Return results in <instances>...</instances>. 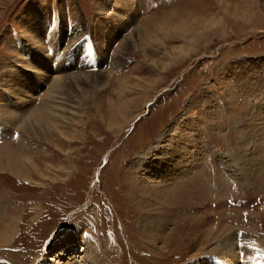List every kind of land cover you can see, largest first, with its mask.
<instances>
[{"label":"rangeland","instance_id":"rangeland-1","mask_svg":"<svg viewBox=\"0 0 264 264\" xmlns=\"http://www.w3.org/2000/svg\"><path fill=\"white\" fill-rule=\"evenodd\" d=\"M10 72L43 82L31 112L57 120L0 137V264H91L77 231L109 264H264V0H0ZM163 145L198 165L161 192Z\"/></svg>","mask_w":264,"mask_h":264},{"label":"bare ground","instance_id":"bare-ground-1","mask_svg":"<svg viewBox=\"0 0 264 264\" xmlns=\"http://www.w3.org/2000/svg\"><path fill=\"white\" fill-rule=\"evenodd\" d=\"M126 14V13H125ZM131 15V14H130ZM124 19V18H123ZM37 21V20H36ZM38 22V21H37ZM31 32L29 34V37L31 40L33 41H37L40 39V36L42 35L43 31L45 29H43L39 24H33L31 26ZM140 28L137 29V31L139 30ZM28 32V31H26ZM28 32V33H29ZM45 33V32H44ZM45 37V36H44ZM27 38V37H26ZM131 38V36H130ZM130 38H128L127 40L125 39L122 43H121V48L123 49H126L127 48V45H128V40H130ZM43 39V38H42ZM45 40V39H44ZM40 41V40H39ZM37 44V42H36ZM40 44V43H39ZM38 44V45H39ZM53 44L52 40H51V45ZM39 48V47H38ZM109 48V47H108ZM139 48V47H137ZM32 49V48H31ZM32 52L31 50H29V59L28 61H34V63H37L36 60H38L36 57L34 58L33 55H32ZM39 52V51H38ZM122 52V51H121ZM122 54V53H120ZM32 55V56H31ZM37 55V54H36ZM43 56H48L46 54H44ZM55 56V55H54ZM52 55V58L54 57ZM119 56V55H118ZM45 62H41L43 63L42 65H39L38 63V67H44L43 65L45 63H47V57H43ZM36 59V60H34ZM50 59V58H49ZM54 61V60H53ZM55 63H57V60H55ZM27 66V65H25ZM33 67V66H32ZM16 68V67H15ZM25 69V68H24ZM33 70V69H32ZM25 71H27L25 69ZM29 71V70H28ZM32 72V71H31ZM36 73V72H35ZM14 75V74H13ZM26 75V78L25 80L23 81H20V79L16 78L15 76H12L11 75V72L9 73V75H7V80L4 81H1L2 82V86L5 84V86H8L9 87V90H12L11 87L12 86H18V87H21V84L22 85H25V87H27V89L29 90V95H27L25 97L24 100L22 99H18V100H21L22 101V105H17L14 100L15 99H12L11 97H6L4 96V94L2 93V95H0V137H4L6 136L7 134L9 135L12 130L14 129H19L20 133L22 132H26L28 134L29 130H32V131H35V127L37 125V127L39 129H41L42 127H46L47 125H50L52 126L53 125V122L55 123L56 122V118H53V116H56L55 113H52L49 115V113H43V112H37V111H34V112H31L32 110V106H31V102L33 101L32 100V95H31V92H33L34 90V83H43L40 79L35 78L34 77H31L29 74H25ZM79 76V75H78ZM100 76V75H99ZM86 77V78H84ZM82 78H80L81 80L79 81H75L73 82L72 79H75L77 77H72L71 79L69 78H62V77H57L54 81V83L52 84L53 86V90L51 92V94H54L55 95V91L60 94V95H63V91H65V89H67V87L70 85L72 86L75 85V84H79L80 82H83L82 84H85L86 81H87V78L88 76H84ZM94 78V77H93ZM95 79V78H94ZM9 84V85H8ZM0 85V86H1ZM123 86V85H122ZM21 89V88H20ZM4 90V89H2ZM7 90V89H6ZM5 90V91H6ZM8 91V90H7ZM11 93V92H10ZM11 95V94H10ZM118 95V94H117ZM9 96V95H8ZM21 98V97H19ZM33 98H36L35 96ZM34 103V102H33ZM32 103V104H33ZM30 105V106H29ZM50 111V110H49ZM37 113V114H36ZM24 118V119H23ZM7 127V128H6ZM45 130V129H43ZM46 131V130H45ZM178 134V132H177ZM183 134V133H182ZM190 136V135H189ZM180 137V136H179ZM191 137V136H190ZM193 137V136H192ZM183 138V137H182ZM180 139V138H179ZM177 140H178V137H177ZM191 140H186V142L189 144ZM175 142V141H174ZM184 142V141H183ZM180 143V142H178ZM186 143V144H187ZM173 144V143H172ZM191 144V142H190ZM191 146V145H190ZM194 146V145H193ZM171 149H172V146H170ZM179 148V147H178ZM189 148L188 147V150H184L182 151L184 148L181 147V151L175 147V150L177 151H172L171 152V155H173V157H167V152H168V147L163 145L162 147H160V149H158V152H161V151H164V158L167 159L168 161L171 160V165H168V164H165L163 163L164 160L162 159H159L156 158V159H153L149 164V166H152V170H146V172H148L147 176L150 177V179H152V182L153 183H158L157 185V188H159L161 186V189L163 192V190L167 189V190H171L172 188H174L175 186H177V184H181L180 182H177L179 179L181 178H184V177H179L181 175H184L185 174V171L188 172V175L191 173L190 170V162L192 164H196L198 165V162L197 160H195L194 158V152L193 154L190 153L189 151ZM7 150V149H5ZM192 150V149H191ZM198 150V149H197ZM7 152H11V151H8ZM197 152V151H195ZM200 155V154H199ZM12 158H16V156L14 154L11 155ZM160 157V156H159ZM163 157V156H162ZM27 159V158H26ZM16 160V159H14ZM161 160H162V163H161ZM29 162V161H28ZM194 170V168H193ZM187 177V176H186ZM146 180L148 181L149 178L146 177ZM160 180V181H159ZM162 182V183H161ZM171 184L170 187H166L168 186V184ZM146 188V187H145ZM171 188V189H170ZM177 188V187H176ZM175 188V189H176ZM149 188H147L146 192L144 193H147L149 192ZM143 192V191H142ZM143 193V194H144ZM162 194L164 193H160L159 195L161 196ZM143 197V196H142ZM156 197V196H155ZM166 203V202H165ZM164 204V202H163ZM148 206H151L148 204ZM157 206H158V200H157ZM162 209V208H161ZM163 213V209L161 211ZM150 218H146L145 219V223L143 224H149L148 226L152 227V229H157V228H160V230H162L161 228L165 225L164 221L162 220V218L156 214V213H151L148 215ZM155 221L158 222L157 225H155ZM229 227V226H228ZM227 227V228H228ZM232 227V226H231ZM226 229V231H228ZM5 229V228H4ZM219 229V228H218ZM224 229V228H223ZM151 230V229H150ZM220 230V229H219ZM222 230V229H221ZM220 230V233L222 234ZM154 231V230H153ZM230 231V230H229ZM78 232V233H77ZM76 232V237L74 236L73 238H76V240L78 242H81V243H84L85 242V245L88 247V250L85 251L84 249V252H86L88 258H90V262L91 264H109L107 263V261L104 259V257H102L101 255V250L97 247V243L95 242V240L93 239H90V237H85V235L82 234L81 231H77ZM234 232V230H233ZM225 233V232H224ZM229 233V232H227ZM158 234V233H157ZM217 234V233H216ZM220 234V235H221ZM218 235V234H217ZM216 236V235H215ZM224 236V235H223ZM229 236V235H228ZM217 237V236H216ZM232 237V235H231ZM71 238V237H70ZM72 238V239H73ZM214 238V237H213ZM218 238V237H217ZM216 238V239H217ZM225 238V237H224ZM227 238V237H226ZM223 239V240H226L227 239ZM231 239H234V238H231ZM229 239V240H231ZM89 240L93 241V243H96L95 245L93 243H91ZM235 241V240H234ZM245 241V240H244ZM231 243V242H229ZM94 245V246H93ZM225 246V245H224ZM229 246V245H228ZM223 247V246H221ZM234 247V246H233ZM220 248V247H219ZM218 248V250H219ZM225 248V247H224ZM223 248V249H224ZM222 249V248H221ZM222 249V250H223ZM228 253H230L231 255L234 253V248L233 249H226ZM241 250V249H240ZM245 251V250H244ZM213 252V251H212ZM219 254V253H218ZM249 254V253H248ZM258 254V253H257ZM249 255H253L252 254H249ZM58 256H63V254H60ZM244 256V255H242ZM64 257V256H63ZM250 257V256H249ZM252 257V256H251ZM255 257V256H254ZM234 258V257H233ZM86 260L87 258L85 259V262L83 261V263H78V264H86ZM234 260V259H233ZM254 260V259H253ZM258 260V258H257ZM255 261V260H254ZM222 262V261H221ZM88 264V263H87ZM204 264V263H203ZM211 264V263H210Z\"/></svg>","mask_w":264,"mask_h":264}]
</instances>
